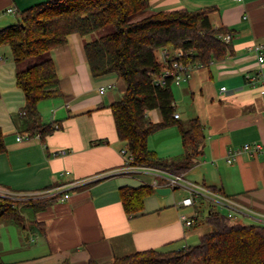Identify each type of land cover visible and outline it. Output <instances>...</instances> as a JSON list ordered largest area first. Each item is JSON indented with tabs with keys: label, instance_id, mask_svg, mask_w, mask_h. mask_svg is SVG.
<instances>
[{
	"label": "crops",
	"instance_id": "obj_1",
	"mask_svg": "<svg viewBox=\"0 0 264 264\" xmlns=\"http://www.w3.org/2000/svg\"><path fill=\"white\" fill-rule=\"evenodd\" d=\"M44 1L0 0V29L8 26H4L9 22L5 15L16 17L19 11ZM211 5L216 7L210 13L212 25L236 30L231 37L234 52L207 66L192 67L186 80L172 85L177 119L187 123L197 117L205 134L202 154L182 178L215 188L240 211L264 215V158L240 151L243 143L264 142V62L252 50L256 44L264 46V0H151L150 7L156 11L195 10ZM8 7L16 12L7 13ZM92 38L74 33L48 52L62 95L40 101L38 110L41 122L57 121L61 128L43 141L37 135L15 139L26 133L20 131L18 115L24 97L15 83L14 62L0 48V129L5 144L0 153V189L22 194L57 192L44 197L48 202L36 208L22 207L26 222L18 234L21 239L23 230L29 231V253L4 262L86 264L92 258L104 263L134 251L188 245L203 234L196 225L204 224L210 208L225 214L229 211L202 198L192 206H180L188 194L185 188V195L175 201L167 195L173 189L161 195L154 187V193L144 198L141 211L126 215L120 187L152 186L154 181L162 185L163 181L154 174L121 170L120 151L126 145L117 137L109 105L120 99L125 83L116 74L91 75L83 46ZM257 73L258 78L252 79ZM147 116L151 121L161 120L159 109L148 110ZM147 145L160 157L183 152L176 125L151 134ZM75 181L78 183L69 185ZM64 192L69 197L60 200ZM181 215L193 219V224L186 226ZM231 218L254 223L253 215L244 211L234 210Z\"/></svg>",
	"mask_w": 264,
	"mask_h": 264
},
{
	"label": "trees",
	"instance_id": "obj_2",
	"mask_svg": "<svg viewBox=\"0 0 264 264\" xmlns=\"http://www.w3.org/2000/svg\"><path fill=\"white\" fill-rule=\"evenodd\" d=\"M151 0H47L16 14V22L0 29V46H8L15 65V83L24 97L19 110V127L30 137L42 141L56 129L57 121L43 123L38 103L62 95L55 64L48 52L66 43L69 35L90 34L105 26L112 29L84 43V54L93 77L116 74L125 83L120 99L109 105L115 131L123 148L133 156L136 165H148L170 173L181 174L192 167L202 154L204 128L197 117L184 123L174 117L173 75L163 83L156 80L165 70L176 72L173 62L187 67L207 66L234 52L231 37L236 30L214 27L210 13L215 6L195 10L185 7L149 11ZM137 18V19H136ZM229 35L224 41L222 36ZM183 54L175 56L174 50ZM166 50L162 61L156 51ZM159 109L160 121H151L148 110ZM55 125L58 127L55 128ZM176 125L183 152L160 157L148 148V137L154 132ZM5 151L0 129V153ZM209 189L216 191L215 188ZM126 215H136L143 200L154 193L149 184L122 186L118 190ZM45 200V199H44ZM40 200L17 202L0 195V223L24 228L26 215L22 207L36 208ZM213 230L203 233L195 244L179 249H145L115 256L107 263L90 258L86 264H264V225L230 221L219 210L210 208L202 220ZM0 264H11L0 260Z\"/></svg>",
	"mask_w": 264,
	"mask_h": 264
},
{
	"label": "built area",
	"instance_id": "obj_3",
	"mask_svg": "<svg viewBox=\"0 0 264 264\" xmlns=\"http://www.w3.org/2000/svg\"><path fill=\"white\" fill-rule=\"evenodd\" d=\"M233 1H243V0H233ZM7 13H15L16 9L14 7H8L6 9ZM222 39L224 41H229L230 40V36L229 35H224L222 36ZM263 49L264 46L262 44H256L252 47V50L254 51V53L256 54L259 62H264V53H263ZM178 50V49H177ZM176 49L174 50V54L175 56L179 57L183 54V52L181 50L177 51ZM161 55V60L162 61H166V59L168 58V53L166 52V50H162L160 52ZM3 56H0V61H2ZM173 67L176 68V72L171 73L168 69L165 70L163 72L162 77L158 78L156 80L157 83H163V78L165 76H169L170 74L173 75V81L174 83H180L182 80H186L189 75H190V67H187L185 65H183L181 62H173ZM260 74L257 73L255 75L254 78L252 79H256L258 78ZM225 87L222 86L221 90H224ZM104 88L101 87L100 88V92H103ZM174 117H178V115L175 113ZM58 126L55 125V128H57ZM31 137L28 135V133H23L22 135H17L15 137L16 141H23V140H29ZM240 151H243L245 153H247L250 156H258L261 155L264 158V142H246L243 143L241 145ZM121 154L123 157V164L121 167V170L125 173H137V172H142V173H150V174H154L157 175L161 178V180L163 181L162 185H158L155 181L152 184L153 187H157V186H163V187H169L170 189H175V188H185L188 192L187 196H185L184 198H182V200L179 202L180 206H192L194 205L198 200L202 199H206L209 200L217 205H219L221 208L226 207L229 211L226 214L229 218L232 217L234 210L242 212L244 211L245 214H252L253 215V220L255 221H259V224H264V215L258 214L256 212H252L251 210L248 209H244L242 211L238 210L237 206L234 204V202L232 200H230L227 196L220 194L216 191H213L205 186L199 185V184H195V183H190L187 182L186 180H184L182 178V173L181 174H175V173H170L167 172L165 170H162L160 168H156L153 166H148V165H136L133 163V156L132 154H130L129 152H127L124 149H121ZM76 183H78L77 181L70 183L69 185H75ZM0 192H2V194L4 196H8L5 194H22V193H16V192H11V191H5L0 189ZM6 192V193H4ZM39 193H42V195H39V197H53L54 195H57V192H55L53 189H48V190H44L41 191ZM37 193V194H39ZM31 194V193H30ZM36 196V195H35ZM10 197V196H9ZM13 197V196H12ZM69 197V194L67 192H64L59 198L60 200H65ZM237 207V208H236ZM181 219L184 221V224L186 226H190L193 224V219L188 218L185 215H181ZM254 221V222H255Z\"/></svg>",
	"mask_w": 264,
	"mask_h": 264
},
{
	"label": "rangeland",
	"instance_id": "obj_4",
	"mask_svg": "<svg viewBox=\"0 0 264 264\" xmlns=\"http://www.w3.org/2000/svg\"><path fill=\"white\" fill-rule=\"evenodd\" d=\"M149 11H156V9H154L153 7H150L149 10H147L146 12L140 14V15H136L137 18L142 17L143 15L149 13ZM6 18H8L9 22H7L5 25H11L13 23L16 22V17L13 14H9V15H5ZM136 18V19H137ZM3 27V26H1ZM112 27L111 26H105L101 29H98L90 34H88V36H92L93 38L99 37L105 33H108L109 31H111ZM92 34V35H91ZM0 48H3V52L6 53V56L9 58V60L12 59L11 57V53L9 50L8 46H0ZM156 57L158 59L161 58L160 52L156 51ZM174 88V86H172V89ZM41 108V107H40ZM184 189L183 188H175L173 189L169 194V196L173 197L175 201H178L182 198V196L185 195L184 193ZM6 193V192H4ZM0 195H3L2 192H0ZM8 195L12 198H14L17 202H21V204H23V202H28V201H35L38 199H44V197H39V195H42V193H26V194H5ZM36 195V196H35ZM185 213H187V211L183 210ZM230 221L233 222L235 221V219L230 218ZM255 221V220H254ZM259 221H255L253 224H259ZM200 224V223H199ZM201 223L200 225H196L197 230L200 233H207L211 230H213L212 225L207 224V223ZM264 225V224H263ZM19 227L15 226L11 223L8 222H2L0 223V260L3 261H11L14 259H18L20 257H24L26 256V254L29 253L28 249L26 248V244L32 242L31 240V235L29 234V231L27 230H23V235L21 237V239L19 238ZM199 240V237L196 238V240H194V242H187L188 244H195L197 243ZM185 246L184 244L182 245V243H176L173 244V246H171L170 248L166 247L165 249H160V250H169V249H179L181 247ZM107 263V262H104Z\"/></svg>",
	"mask_w": 264,
	"mask_h": 264
},
{
	"label": "water",
	"instance_id": "obj_5",
	"mask_svg": "<svg viewBox=\"0 0 264 264\" xmlns=\"http://www.w3.org/2000/svg\"><path fill=\"white\" fill-rule=\"evenodd\" d=\"M155 192L161 195H165L168 192H170V188L169 187H163V186H157L155 187Z\"/></svg>",
	"mask_w": 264,
	"mask_h": 264
}]
</instances>
